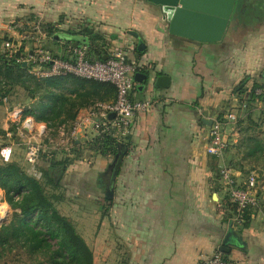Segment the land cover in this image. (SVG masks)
<instances>
[{"label":"crops","instance_id":"crops-1","mask_svg":"<svg viewBox=\"0 0 264 264\" xmlns=\"http://www.w3.org/2000/svg\"><path fill=\"white\" fill-rule=\"evenodd\" d=\"M28 14L62 31L91 29L104 39L107 54L124 50L130 61L142 64L138 72L148 75L137 82L133 97L153 106L136 116L130 135L119 142V166L110 170L119 144L115 154L84 146L82 175L66 171L68 177L85 178L84 183L90 180L81 191L98 197H86L90 202L74 209L64 202L65 215L92 250L93 264H203L217 252L235 264H264V185L254 218L240 226L229 220L220 181V167L236 166L239 159L233 145L240 143L244 124L226 128L234 144L224 158L206 151L212 121L237 106L239 88L264 81V21L256 29L226 32L220 41L199 42L170 33L161 6L148 0H0V39L14 36L8 23ZM130 31L141 36L145 51L138 50L139 40ZM55 41L70 51L71 43ZM161 75L169 77L167 86L157 85ZM16 109L6 100L0 105V152L12 145V160L29 165L14 139L18 125L38 133L48 127L32 116L14 118ZM258 109L263 105L256 103ZM105 183L112 197L101 200ZM230 230V242L221 249Z\"/></svg>","mask_w":264,"mask_h":264},{"label":"trees","instance_id":"trees-1","mask_svg":"<svg viewBox=\"0 0 264 264\" xmlns=\"http://www.w3.org/2000/svg\"><path fill=\"white\" fill-rule=\"evenodd\" d=\"M240 5L241 1L237 5L241 10ZM43 28L46 34L54 39L58 33L68 35L69 38L61 39V41L71 43L74 47L90 48L95 39L91 35L98 36L91 29L62 31L54 23H45ZM25 54L21 52V49L12 56L0 52V105H3L5 100L10 102L13 88L23 89L29 99L35 100L31 105H27V108L24 105L23 118L32 116L38 122H45L47 127L71 125L81 109L98 101L110 102L117 98V88L110 82L89 79L72 73L40 77L31 71L32 63H25L22 60ZM109 55L105 53L98 58L90 59L105 60ZM50 65L51 63L44 64L45 67ZM259 87L264 88V81H257L249 90L244 88L238 90L241 103L246 104V107L240 109L237 121V124H244L240 128L242 134L252 129L251 124H255L258 128L264 126V118L260 122L256 121L251 112L256 108L259 100L264 103V94L256 93ZM247 122L249 125L245 127ZM253 141L256 144L252 145ZM118 144L116 139L103 134L87 143L84 148L93 149L102 154H115ZM233 146L238 152L244 153V159H250L258 150L263 151V144L252 136H244L240 143ZM80 150H83V147ZM46 156L49 166L42 169L45 182L26 173L15 161L0 162V187L6 193V201L15 210L14 218L7 225H2L0 253L7 249L6 246L11 244L12 239L27 247L31 253L40 251L48 253L50 264H93V253L88 244L72 222L56 209L55 202L60 200L61 196L46 190L47 185L54 189L58 187V181L54 174H51L52 171L63 172L64 164L72 161L67 158L57 159L55 155L47 154ZM59 166L63 168L58 169ZM226 205L228 209L233 208L228 197ZM257 210L258 208L254 207L245 211L243 226L250 223Z\"/></svg>","mask_w":264,"mask_h":264},{"label":"built area","instance_id":"built-area-1","mask_svg":"<svg viewBox=\"0 0 264 264\" xmlns=\"http://www.w3.org/2000/svg\"><path fill=\"white\" fill-rule=\"evenodd\" d=\"M10 41L12 42L9 43L10 48L5 50L12 56L20 49V45L17 46L14 41ZM69 52V59L62 60L54 58L50 52L39 49L35 52L26 53L22 60L25 63H32L31 71L40 77L72 73L89 79L113 83L117 88V98L110 102L98 101L87 107L85 114L77 116L71 125H61L60 132L68 135L73 143L80 147L87 146V143L103 134L122 142L130 135L136 116L139 113L148 112L153 106L150 100L133 97L138 88L135 74L142 64L130 61L124 50L110 53L105 60L90 59L87 46H72ZM45 63H51V65L45 67ZM256 93L264 94V88H257ZM257 103L264 105L260 100ZM244 107L246 104L239 100L237 106L232 107L224 116L212 121L206 145L208 154L221 159L225 157L234 144L226 128L232 123L237 124L240 109ZM112 113H114L113 117L110 116ZM13 114L14 118L20 119L23 115V109H16ZM80 136L83 137L84 142H80ZM27 138L25 141V160L34 165L39 161L40 154L46 150V147L30 136ZM69 138H67L66 143L69 142ZM12 154V145H6L1 149L0 158L8 162ZM240 171L229 163H224L220 167V181L233 207L229 209L232 215L229 220L241 226L245 221V211L259 207L260 189L263 184L262 175L256 168H248L245 172ZM203 264L235 263L226 259L221 252H217L205 260Z\"/></svg>","mask_w":264,"mask_h":264},{"label":"rangeland","instance_id":"rangeland-1","mask_svg":"<svg viewBox=\"0 0 264 264\" xmlns=\"http://www.w3.org/2000/svg\"><path fill=\"white\" fill-rule=\"evenodd\" d=\"M253 0H243V5H240L241 10L243 13H241L240 9L238 10V13L235 17V19L231 22L230 27L228 28L227 33L231 34L234 30L239 31L242 33L244 29H256L258 26H260L261 22L264 21V16L256 18V16L253 15V10L251 9V3ZM241 2V3H242ZM25 17V16H24ZM260 19V20H259ZM9 26L12 24L13 29L16 30V33L14 36H9L5 35L0 39V52L7 53L5 49L10 48V44L12 43L10 40L14 41L17 46L20 45L21 52L23 53H29V52H35L39 49H42L44 51L50 52L54 58L62 59V60H67L69 59L70 52H68V48H66V43H56L55 39L53 37H49L46 32L44 31L43 25L44 23L40 22L36 17L35 14H28L26 15L25 18H19L15 19L12 23H8ZM91 37H95L94 42L92 43V46L89 48L87 47V53H90L88 55L89 58L91 57H100L103 54L106 53V48L104 46L105 42L104 39H102L100 36H94L91 35ZM63 46V47H60ZM66 48V49H65ZM9 54V53H7ZM69 54V55H68ZM12 93L10 94V102H7L10 104V106H19V108L24 109V105H26V108L28 107L27 105H31L30 99L26 96V92L18 87L13 88ZM264 107V105H263ZM258 111V112H257ZM251 112H253V117L254 119H257L256 121H259L264 118V109H258L256 110L253 109ZM257 112V113H255ZM30 116H28L27 119H29ZM24 124L18 125L17 129V136H14V139L17 141H20V146H21V151L25 152V141L28 139L27 137H32L33 140L38 141L39 143L45 145L46 150L41 152L40 158L46 160L47 158L46 155H57L58 153L61 154V157L67 158L68 160L72 161L71 163H65V170L63 172L61 171L57 173L53 170L52 175L56 177L58 181V187L56 189L52 188L50 185L46 186V190L48 192H54L57 193L58 195L61 196V199L55 202L56 209L62 214L65 215V209L66 206L64 205V202H67L69 207L71 209H74L72 207L74 204L78 205H87L90 200L86 199V197L91 198L92 200L97 199L98 197L96 196H87L82 192L81 188L84 183L85 178H80L75 179L74 176H66V171L69 173H73V175L78 176L82 175L80 174L82 171V163H80V160H83L82 157L85 154V149L80 146H77L76 144L73 143L72 139L68 137L66 134H62L60 132V126H50L47 129V133L42 132L41 133L38 130H32L31 132H25L23 129ZM245 127H248V122L245 124ZM252 129L248 130L247 133L241 135V139L244 136H252L256 137L258 140H260L261 144H263L262 150H258L255 152V154L250 158V159H244V153L238 152L237 150V155L239 159L237 160L236 167H238L241 171H246L248 168H256L260 174L262 175L261 180L262 184L264 185V126L262 125L261 128H258L255 124H251ZM1 131V130H0ZM19 131L21 133H19ZM37 133V134H36ZM47 134V136H45ZM71 143H64L62 141H68ZM240 139V140H241ZM256 144L255 141L252 142V145ZM71 146V147H70ZM68 149H67V148ZM80 147V149H78ZM1 153V152H0ZM65 153L66 156H63ZM13 156V154H12ZM74 160H77L73 163ZM79 160V161H78ZM15 161L12 160V157L10 161ZM26 161V160H25ZM40 160L36 164L31 165L27 161L26 163L29 165H23L17 162L22 169L36 177L39 181L45 182L46 180L44 179L43 176V170L44 168H48V162L46 165H44ZM0 162H6L3 161L0 158ZM73 163V167L70 169L68 168L70 164ZM242 164V165H241ZM63 167L59 166L58 169H61ZM57 169V168H56ZM88 169V168H86ZM88 171V170H86ZM60 173V174H59ZM81 181V182H80ZM86 187L91 186V181L88 180V182L84 183ZM2 190V194L0 195V217L5 218V222L0 221V233H3V227L2 225H7L13 218H14V209L11 207V205L6 201V193L5 191L0 187ZM82 192V193H81ZM84 195V196H83ZM101 200L105 199V195L100 196ZM4 208V209H3ZM7 209V211H6ZM67 209L69 210L68 206ZM71 211V210H69ZM5 215L4 217H2ZM73 224V226L76 228V224L74 222V219L71 216L65 215ZM78 231V229L76 228ZM79 232V231H78ZM7 249L3 250L2 253H0V264H50L49 262V254L43 253V252H38V253H31L29 252L28 248L23 246L20 243L15 242L14 240L11 239V244L6 246ZM0 251L1 248H0ZM94 261V258H93ZM102 262V261H101Z\"/></svg>","mask_w":264,"mask_h":264},{"label":"water","instance_id":"water-1","mask_svg":"<svg viewBox=\"0 0 264 264\" xmlns=\"http://www.w3.org/2000/svg\"><path fill=\"white\" fill-rule=\"evenodd\" d=\"M151 3L161 6L164 18L169 23V31L173 35L192 39L199 42H216L220 41L227 32L236 0H148ZM135 35L138 42V50L145 51L146 45L141 36L136 31H130ZM68 35L58 33L55 39H67ZM148 75L142 72L135 74V80L144 83ZM169 77L161 75L157 79V85L167 86ZM114 116V113L110 115ZM123 157L122 145L119 143V151L117 152L110 170H114L119 166ZM61 173V171H60ZM59 173V174H60ZM106 187V198L112 197L111 189ZM0 221L5 218L0 217ZM232 232H228L224 244L221 249H225L230 242Z\"/></svg>","mask_w":264,"mask_h":264},{"label":"flooded vegetation","instance_id":"flooded-vegetation-1","mask_svg":"<svg viewBox=\"0 0 264 264\" xmlns=\"http://www.w3.org/2000/svg\"><path fill=\"white\" fill-rule=\"evenodd\" d=\"M239 1L242 2L243 0H236L235 7L233 10V14H232V18H231V22L235 19L236 15L238 13L239 9H238L237 5H238ZM241 5L244 7L243 2L241 3ZM251 6H252L251 9L253 10V15L256 16V18L264 16V0H253L251 3ZM240 12L243 13L242 10Z\"/></svg>","mask_w":264,"mask_h":264},{"label":"bare ground","instance_id":"bare-ground-1","mask_svg":"<svg viewBox=\"0 0 264 264\" xmlns=\"http://www.w3.org/2000/svg\"><path fill=\"white\" fill-rule=\"evenodd\" d=\"M55 57V56H54ZM59 58V57H58ZM66 60V59H65ZM33 119V118H32ZM34 124V123H33ZM117 141V140H116ZM69 143H71V142H69ZM122 143V142H121ZM71 147V146H70ZM5 215H3L2 217H4Z\"/></svg>","mask_w":264,"mask_h":264}]
</instances>
